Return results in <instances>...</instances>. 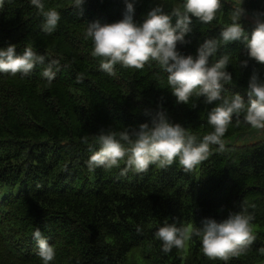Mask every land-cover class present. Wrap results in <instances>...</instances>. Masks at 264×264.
I'll return each mask as SVG.
<instances>
[{"label": "trees", "instance_id": "trees-1", "mask_svg": "<svg viewBox=\"0 0 264 264\" xmlns=\"http://www.w3.org/2000/svg\"><path fill=\"white\" fill-rule=\"evenodd\" d=\"M221 2L223 10L211 24L192 18L188 43H178V52L195 57L205 40L221 39L236 3ZM43 3L45 11L54 8L61 14L51 35L42 31L43 16L30 0H5L0 9V49L16 45V54L22 55L31 46L45 56L28 77L0 73V264H43L33 239L37 228L55 248L50 264H225L209 260L196 237L165 254L154 234L166 223L198 228L205 219L220 223L242 208L255 217L256 240L227 264H264L259 251L264 247V140L225 144L223 152L212 145L209 158L190 173L178 160L139 175L122 174L123 161L118 168L90 171L86 162L99 149L102 129L151 125L162 107L170 123L200 142L214 131L208 112L218 102L208 104L206 97L194 95L187 105L178 104L167 74L155 62L142 70L116 65L112 76L100 69L92 40L84 37L86 23L122 20L125 0H85L80 8L73 0ZM177 3L182 0H135L133 22L143 23L158 5L170 12ZM242 7L252 17L264 13V0H243ZM241 23L250 38L255 26L245 17ZM224 54L230 55L232 83L222 95L240 94L247 101L249 80L256 73L264 81V65L250 59L239 41L221 44L216 59ZM51 60H59L60 71L49 84L41 72ZM250 128L242 113L233 117L223 139Z\"/></svg>", "mask_w": 264, "mask_h": 264}, {"label": "clouds", "instance_id": "clouds-1", "mask_svg": "<svg viewBox=\"0 0 264 264\" xmlns=\"http://www.w3.org/2000/svg\"><path fill=\"white\" fill-rule=\"evenodd\" d=\"M84 2L73 0V6L80 8ZM4 3L5 0H0V9ZM134 3L135 0H125L126 12L118 22L104 25L98 21L86 23L84 37L92 40V55L100 58V69L112 76L116 65L142 70L145 65L155 62L167 74V84L178 104L187 105L194 95L206 97L208 104L218 102L208 112V124L214 131L197 142V137L183 126L170 123L161 107L152 118L151 125L145 123L138 128H123L118 132L112 128L102 129L97 135L99 149L86 162L90 171L118 168L123 161L126 167L122 174L132 171L139 175L147 173L152 166L166 169L178 160L184 172L190 173L209 158L212 145H218L221 152L225 150L223 138L233 117L239 118L243 113L244 121L251 128L264 131V81L253 73L248 84L247 101L240 94L222 95L225 85L232 83V75L227 71L230 55L224 54L216 59L221 44L239 41L245 45L250 59L264 65V13L252 14L255 27L249 38L241 23L247 12L242 7L243 0H237L230 12L231 23L221 30V39L205 40L193 57L178 52L177 44L188 43L185 37L192 32V18L205 25L217 19V14L223 10L221 0H182L170 12H166L161 4L149 11L141 24L133 22ZM30 4L38 10V15L43 16L42 31L49 35L55 32L61 19L60 12L54 8L45 11L43 0H30ZM44 63L45 56L37 54L31 46H26L22 55L16 54V45L0 49V73L28 77L37 65ZM242 66L247 67V61H243ZM59 71V60H51L41 75L50 84ZM145 115L151 113L146 110ZM84 142H87V137ZM254 219L247 208H242L239 212H229L227 219L220 223L205 219L203 227L199 228L193 224L177 227L175 222L166 223L154 235L162 242L165 254L173 248H183L194 237L199 238L203 254L209 260L227 264L251 249L256 240ZM136 231L141 233V227L137 226ZM33 239L37 242V255L43 264H50L55 259V248L38 228L33 232ZM259 251L264 254V247Z\"/></svg>", "mask_w": 264, "mask_h": 264}, {"label": "water", "instance_id": "water-1", "mask_svg": "<svg viewBox=\"0 0 264 264\" xmlns=\"http://www.w3.org/2000/svg\"><path fill=\"white\" fill-rule=\"evenodd\" d=\"M264 140V131L250 128L249 131L235 135L231 139L225 141V144H251Z\"/></svg>", "mask_w": 264, "mask_h": 264}, {"label": "crops", "instance_id": "crops-1", "mask_svg": "<svg viewBox=\"0 0 264 264\" xmlns=\"http://www.w3.org/2000/svg\"><path fill=\"white\" fill-rule=\"evenodd\" d=\"M227 1H230V2H237V0H227ZM245 19H246L247 21H249L252 25L255 26L252 17H250V16L247 15V16L245 17Z\"/></svg>", "mask_w": 264, "mask_h": 264}, {"label": "rangeland", "instance_id": "rangeland-1", "mask_svg": "<svg viewBox=\"0 0 264 264\" xmlns=\"http://www.w3.org/2000/svg\"><path fill=\"white\" fill-rule=\"evenodd\" d=\"M1 194L3 195V192H1Z\"/></svg>", "mask_w": 264, "mask_h": 264}]
</instances>
